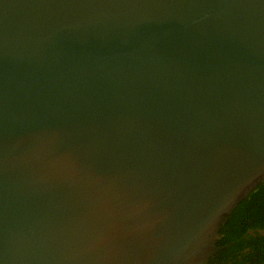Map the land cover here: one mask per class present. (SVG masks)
Segmentation results:
<instances>
[{
  "label": "water",
  "instance_id": "obj_1",
  "mask_svg": "<svg viewBox=\"0 0 264 264\" xmlns=\"http://www.w3.org/2000/svg\"><path fill=\"white\" fill-rule=\"evenodd\" d=\"M264 180V0H0V264H206Z\"/></svg>",
  "mask_w": 264,
  "mask_h": 264
},
{
  "label": "flooded vegetation",
  "instance_id": "obj_2",
  "mask_svg": "<svg viewBox=\"0 0 264 264\" xmlns=\"http://www.w3.org/2000/svg\"><path fill=\"white\" fill-rule=\"evenodd\" d=\"M260 183L264 186V180ZM229 215L218 230L215 252L206 264H264V215L250 218L242 211L232 218Z\"/></svg>",
  "mask_w": 264,
  "mask_h": 264
},
{
  "label": "trees",
  "instance_id": "obj_3",
  "mask_svg": "<svg viewBox=\"0 0 264 264\" xmlns=\"http://www.w3.org/2000/svg\"><path fill=\"white\" fill-rule=\"evenodd\" d=\"M261 191L264 192V186L262 183L258 184L244 199H242L237 204L234 209H232L229 217L232 218L240 211H242L245 216L250 218H260V215H264V193H258Z\"/></svg>",
  "mask_w": 264,
  "mask_h": 264
}]
</instances>
